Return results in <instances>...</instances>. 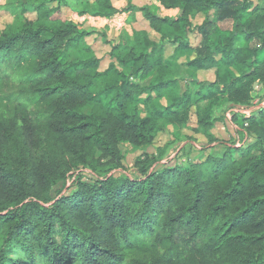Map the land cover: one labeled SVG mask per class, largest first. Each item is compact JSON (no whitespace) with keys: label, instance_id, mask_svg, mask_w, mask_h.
<instances>
[{"label":"trees","instance_id":"trees-1","mask_svg":"<svg viewBox=\"0 0 264 264\" xmlns=\"http://www.w3.org/2000/svg\"><path fill=\"white\" fill-rule=\"evenodd\" d=\"M158 1L180 15L144 11L159 39L135 34L141 52L119 58L129 74L113 63L100 72L95 56L67 61L94 33L59 19L66 0L6 5L36 21L0 33V264H264V109L239 126L247 144L208 134L214 104L249 106L254 84L259 95L264 89V7L258 0ZM97 5L100 16L116 13L109 0ZM197 16L203 22L193 26ZM192 33L200 38L195 49L188 48ZM180 49L193 55L187 87L162 107L178 82L166 62ZM220 67L245 71L220 75ZM154 69L151 84L141 86ZM208 71L215 81H199ZM143 95L144 118L136 104ZM203 101L197 125L220 153L160 170L142 154L134 164L140 176L124 173L122 144L154 147L159 133L187 124L190 107ZM82 170L92 179L83 181Z\"/></svg>","mask_w":264,"mask_h":264},{"label":"rangeland","instance_id":"rangeland-1","mask_svg":"<svg viewBox=\"0 0 264 264\" xmlns=\"http://www.w3.org/2000/svg\"><path fill=\"white\" fill-rule=\"evenodd\" d=\"M10 0H0V33L4 31L5 29H11L15 30L17 29L21 23L24 20L29 21H36L35 14L27 13L20 15L19 12L17 13H10L6 9V5L8 4ZM61 19V17H59ZM46 24H55L57 21H44ZM119 30L120 27L114 25L113 30ZM101 34L99 33L100 37ZM98 43V40L89 39L87 42H80L79 45H77L76 48L70 50L67 53V61L69 63H77L79 61H82L84 59H87L91 57L93 54H97L98 49V55L102 56V65L99 67V70L105 69L106 65H108V59L105 56V52L102 51L101 47L99 48H91L89 45H95ZM114 43V42H112ZM111 43V44H112ZM128 47H131V42L128 39H123L122 43ZM117 58H112L111 62H113L116 67H118L119 70H124L127 74L130 73V69L128 66L123 65L119 58H121L124 54L119 51L117 53ZM105 56V57H104ZM180 61L183 60L182 57L179 58ZM169 71L167 74L173 75L174 77L179 78H186L184 75V66L176 64V66H172V64H169ZM172 66V67H171ZM157 73L155 72L152 76L153 78L156 77ZM151 74L147 76L144 79L139 80V84L141 86H148L151 84V82L154 80L151 79ZM257 86V85H256ZM101 86L99 87V89ZM185 85L183 83H177L170 92L165 93L164 97L159 100V103L162 105V107L167 106L168 102H170L171 99L178 98L182 95L184 92ZM258 91L257 89L255 90ZM254 99L259 101L260 95H263L262 98H264V92H261V94H254ZM145 96H140L138 98V101L136 102L138 109L140 110V116L146 117V114L144 113L143 106L141 105L142 100H144ZM206 106V102H200L196 105H193L189 109V122L185 125H182L180 128H173L171 126H167V130L162 131L159 133L154 141V147H133L129 144H122L120 146V151L123 155L122 164L125 168V174L129 175L133 178H138L140 175L137 173V170L135 169V161L141 157L142 154H146L149 157L153 158L154 163L151 166V170H160L165 168V166L173 165L174 163L179 164H186L188 162H198L201 158L205 157L208 153H220L219 147H213V144L211 146H207V139L205 138L203 129L197 125L196 120V113L197 111H202L204 107ZM91 110L90 106H87L83 109V112L88 114ZM234 109L227 108V105H224V100L221 99V101L217 102L212 107L211 112V120L213 122V126L211 131H209V134L222 141V138L224 139H230L233 140V137H236V135L239 132V135L242 136L243 139L250 138L248 134L245 131H240V129L237 130L232 128L231 122L235 123V126H241L239 124V121H237L239 118H234ZM227 117H230L231 121L227 120ZM234 118V120H233ZM238 122V123H236ZM240 128V127H239ZM166 129V128H165ZM237 132V134H236ZM239 136V139L241 138ZM246 142V141H245ZM159 149V150H156ZM80 177L83 181H86L93 177L89 171L82 170L80 173ZM92 179V178H91Z\"/></svg>","mask_w":264,"mask_h":264},{"label":"crops","instance_id":"crops-1","mask_svg":"<svg viewBox=\"0 0 264 264\" xmlns=\"http://www.w3.org/2000/svg\"><path fill=\"white\" fill-rule=\"evenodd\" d=\"M109 2L112 8L116 11V13L110 17H103L98 14L97 0H66L65 6L62 7L60 10L61 19L72 22L79 28V30H84L87 32L94 33L93 35L89 36L88 38H85L81 42L88 43L89 39L98 40V43H96L93 46L92 45H89V46L92 49L93 48L97 49L101 47L103 52H105L106 50L104 54L108 59V65H106L105 69H107L110 63H113L111 62L112 57L110 53H111V48L114 45L118 46L117 52L119 53V51H121L124 55L130 49H133L136 53L141 52L142 47L139 46L136 40V37H135L136 33L145 32L149 35L151 40L155 42L158 41L159 35L149 27L148 22L144 19L145 10H147L150 14L155 15L159 18H165L169 20H176L177 17L180 15L179 9H166L161 5V3L158 0H109ZM258 3L261 7H264V0H258ZM203 19L204 18L202 16H197L194 20H192L193 26L200 25L203 22ZM114 25L119 26L120 29L113 30ZM162 31L165 34L172 35L171 30L166 26L162 28ZM99 33L101 34L100 37H98ZM123 39H128L131 42V47L121 44ZM213 40H215V38ZM199 42H200V38H199V35H197L196 33H192L188 36V48L195 49L198 46ZM98 52L99 51L97 49V54H93L92 56H95L96 58L100 60V66H101L102 56L98 55ZM180 57L183 58L182 61L179 60ZM258 58L259 60L264 59V52L261 53L258 56ZM192 59H193V55H189L186 53V50L180 49L177 51L176 61L166 62V65L168 67L170 66L169 64H172V66H176V64L184 66L183 67L184 75L186 76V78L182 79V78L176 77L178 79L177 83H183L185 85L184 91L186 90L187 80H188V76L186 73V69H187L186 63H188ZM105 69L99 70V71L102 72ZM242 69L243 70L238 69L237 71H234L231 68L220 67L219 74L222 75L225 72H229L230 74L234 76H239L243 71H245L243 67ZM155 72L156 71L154 69L150 73L151 76ZM150 74H148L147 76H149ZM152 78L153 76L151 77V79ZM198 80L210 82V83L214 82L215 77H214L213 71L199 72ZM254 87L255 86H253V88ZM262 92H264V89L262 90ZM253 93L258 94V92L256 91ZM143 96L146 97V95H143ZM255 102L256 101L254 99L252 100L249 106H235V105H232L224 101V105H227V108L234 109V112H235L234 117L236 116L237 118H239L237 121H239V124H241L244 118L256 115L261 109H264V98L260 100V104H257ZM196 120H197V116H196ZM227 120L231 121L230 117H227ZM231 124H232V128L237 130L238 132V129H240L239 126H235L234 122H231ZM239 136L240 135L238 132L236 137H233V140H236V145L238 146L245 144V143L247 144V141H250L249 138L245 140L242 138V136H240L241 138L239 139ZM222 140L227 141V140H231V138L230 139L222 138Z\"/></svg>","mask_w":264,"mask_h":264},{"label":"built area","instance_id":"built-area-1","mask_svg":"<svg viewBox=\"0 0 264 264\" xmlns=\"http://www.w3.org/2000/svg\"><path fill=\"white\" fill-rule=\"evenodd\" d=\"M257 85V84H256ZM255 89H257V86H255L254 87ZM259 89V88H258ZM256 102L255 103H257V104H260V101H258V100H255Z\"/></svg>","mask_w":264,"mask_h":264},{"label":"water","instance_id":"water-1","mask_svg":"<svg viewBox=\"0 0 264 264\" xmlns=\"http://www.w3.org/2000/svg\"><path fill=\"white\" fill-rule=\"evenodd\" d=\"M254 86H256V84Z\"/></svg>","mask_w":264,"mask_h":264}]
</instances>
